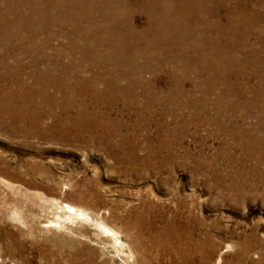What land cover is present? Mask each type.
I'll list each match as a JSON object with an SVG mask.
<instances>
[{"label": "rangeland", "instance_id": "374dc122", "mask_svg": "<svg viewBox=\"0 0 264 264\" xmlns=\"http://www.w3.org/2000/svg\"><path fill=\"white\" fill-rule=\"evenodd\" d=\"M222 1L221 24L237 3L247 23L234 33L238 62L206 95L193 75L176 93L180 72L162 66L132 73L143 84L133 98L108 97L97 81L101 98L64 110L20 97L14 77L35 90L37 70L28 56L0 52V264H113L114 249L126 264H264V0ZM66 205L112 234L70 219Z\"/></svg>", "mask_w": 264, "mask_h": 264}, {"label": "bare ground", "instance_id": "6f19581e", "mask_svg": "<svg viewBox=\"0 0 264 264\" xmlns=\"http://www.w3.org/2000/svg\"><path fill=\"white\" fill-rule=\"evenodd\" d=\"M239 5L226 10L227 21L221 24L218 8H224L222 0H0V52L28 56L37 70L29 75L37 86L35 90L26 86L22 78L14 77L20 97L38 96L49 106L60 105L64 110L73 105L87 108L85 97L90 94L101 98L95 88L97 81H102L108 97L131 94L133 98L131 86L142 83L132 73H157L162 66H167L172 78V74L180 72L172 80L176 93H182L184 81L193 75L206 95L230 75L229 65L238 62L234 33L247 23L244 16L238 18L245 11ZM136 15L145 16L143 26H135ZM176 15L182 20H176ZM114 16H120L122 21L115 25L107 22ZM97 19H104L106 26L98 25ZM102 27L104 32L99 30ZM58 37L64 38V43L54 48L52 41ZM88 41H93V46L86 48ZM50 49L56 53L50 67L37 69L46 61L45 52ZM71 55L77 56L75 61ZM62 57L68 61L60 64ZM83 66L104 69V73H89ZM83 72L88 78H81ZM121 79L126 81L123 87L118 84ZM150 89L146 88L151 98ZM65 209L70 219L89 218L100 231L111 233L97 218L69 205ZM114 250L113 264H126Z\"/></svg>", "mask_w": 264, "mask_h": 264}]
</instances>
